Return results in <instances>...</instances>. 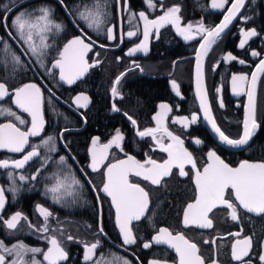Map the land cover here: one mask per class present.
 I'll return each instance as SVG.
<instances>
[{"label": "snow or ice", "instance_id": "obj_1", "mask_svg": "<svg viewBox=\"0 0 264 264\" xmlns=\"http://www.w3.org/2000/svg\"><path fill=\"white\" fill-rule=\"evenodd\" d=\"M144 9L136 12L130 6V0H57L67 25L76 30L70 38L64 35L67 25L54 18V9L41 5L31 8L20 5L19 0H8L0 5V27L6 32L7 39L0 37V151L22 154L18 158L0 159V170H6L8 185H0V227L7 230L8 236H14L24 227L30 229L44 240L47 247L29 246L22 240L6 243L0 239V264H68L69 253L66 244L77 243L82 246L83 264H104L103 241L108 234L103 228V200L106 198L114 210V224L118 230L122 246L139 245L145 250L153 246H166L175 253L172 264H218L216 258L202 255L196 242L190 240L184 232L174 233L168 227L155 228L149 240H145L136 231V224L142 220L151 221L149 215L152 206L153 190H168L167 178L178 175L189 178L193 188L192 202L186 203L182 209L181 223L184 228L211 230L214 228V210L227 209L231 221L239 227V231H229L224 238L231 236L234 242L230 246V258L235 264H264V159L259 161L243 160L232 167L217 154L215 149L205 153L202 164H199L193 151L185 146V138L169 129L168 117L172 106L160 103L158 111L151 117L155 126L140 128L138 121L118 106L117 101L123 99L122 81L128 72L144 68L136 60L129 61V67L117 75L110 86V111L120 113L128 121L135 138L150 139L148 145L151 152L164 154L160 160L153 158L149 152L144 153L143 160L126 151V133L116 128L106 142L99 136L93 137L88 148L89 162L87 167L80 165L72 155L69 147L71 141L66 133L71 129L65 125L55 134L44 136L46 120L44 115V84L29 81L17 83L20 73L32 72L42 80L51 77L54 86L72 87L84 80L90 70L98 67L101 49L107 51L109 44L104 41H116L118 46L125 38L141 37L125 51L126 57L137 54L147 56L150 42L160 38L161 30L171 27L175 35L184 43L196 42L194 46V97L197 109L190 115L173 116L171 123L179 125L189 133L191 126L197 125L201 119L216 137L218 144L224 147L247 151L253 138L264 124L258 119V91L264 78V26L259 30L254 21L257 16L259 0H209V6H201L203 11H217L222 14L218 23H206L205 19L185 22L181 15L182 5H166L164 0H143ZM131 26L125 30L123 22ZM142 24V30L134 21ZM239 35L238 49L251 61L228 51L210 65L215 73L221 63L233 62L252 68L250 73L236 72L230 75L231 94L246 97L243 106L241 131L232 136L217 122L212 102L206 87L205 62L224 35L236 24ZM252 22V23H250ZM95 34V38L94 35ZM63 37L62 45L49 42V37ZM38 38V43H37ZM256 43L257 47H253ZM15 44L16 48L11 45ZM18 49V50H17ZM92 53L95 59H91ZM51 57V58H49ZM122 57H116L117 63ZM174 62V66H175ZM42 70V71H41ZM171 89L177 97L184 99L180 86L175 79L170 80ZM222 87L215 88L219 108L225 107ZM48 100L60 102L61 98L53 87L47 88ZM67 107H75L81 121L87 124V113L91 100L86 93H77ZM26 113L30 120L18 114ZM239 107V105H237ZM179 110V105H176ZM84 110V111H81ZM41 139L31 142L30 138ZM133 139L132 143H136ZM192 144L200 148L204 141L199 137L191 138ZM63 147L65 154L55 155ZM45 149V154L39 151ZM115 150V152L113 151ZM117 153L122 154L117 158ZM37 161L35 169L25 174L23 171L33 161ZM55 164L59 171L45 175V181H52L43 186V195L51 199L53 204L67 207L69 203L79 201L85 186L95 194L99 219L92 235V242L67 234L65 229L53 228L50 219H57L46 206L36 204L39 223L33 222L21 211L6 215L9 195L18 198L22 187L31 184L41 177V173ZM90 170V172H89ZM174 170H176L174 172ZM77 172L85 179L77 176ZM90 173H99V185L89 178ZM140 181L146 182L141 184ZM163 198L158 197V202ZM238 210L259 217V224L252 223L250 234L243 235L242 220ZM23 222V223H22ZM90 227V226H89ZM205 239L204 244L213 245L216 253L217 239ZM127 251V247L125 248ZM135 255V253H133ZM99 257V258H98ZM119 264H132L131 260L117 257ZM138 264H143L137 257ZM148 264H168L167 260L154 258Z\"/></svg>", "mask_w": 264, "mask_h": 264}, {"label": "flooded vegetation", "instance_id": "obj_2", "mask_svg": "<svg viewBox=\"0 0 264 264\" xmlns=\"http://www.w3.org/2000/svg\"><path fill=\"white\" fill-rule=\"evenodd\" d=\"M8 3V0H0V5ZM20 5H25L31 8H36L41 5L48 6L54 9V18L56 21H62L67 25V19L64 16V12L57 0H19ZM166 5L181 4V15L185 22L193 21L203 17L206 23H218L222 19V14L217 11H203L201 6H209V0H164ZM130 6L136 12L143 10L145 5L143 0H130ZM257 16L254 24L258 30L264 26V0H259L257 5ZM134 25H138L142 30V24L138 21L133 22ZM252 23V22H250ZM237 25L234 24L231 29L224 35L219 44L214 46L205 62V75H206V87L210 100L212 102L213 113L217 122L232 136L238 135L241 131V122L243 119V106L246 103V97H236L231 94L230 89V75L236 72L250 73L253 69L247 66H241L235 62L231 64L221 63L220 67L215 73L210 71V65L217 59L221 58L223 54L231 51L233 54L240 56L246 60H249L254 68L255 61H251L249 56H245L241 50L238 49L239 35L237 32ZM125 30H129L131 27L127 23L125 18L123 22ZM76 34V30L70 25H67V30L64 33L67 37H71ZM94 38H95V34ZM0 37L7 39L6 32L3 27H0ZM141 37H133L131 40L124 39L122 44L116 46L117 42L104 41L109 44V49L103 51L101 49H95L94 51H101L100 59L103 60L98 67L90 70L87 77L78 82L77 85L72 87L67 86H54L55 82L51 77H47L42 80L40 76H33L32 72L20 73L17 83L23 82H37L38 84H44L45 87V104L44 115L46 120V128L44 136L57 133L61 128L67 125L71 131L65 135L68 140L71 141L69 147L71 153L79 161V164H74L69 160L70 164H73L74 168H79L80 165L87 167L89 162L88 148L90 141L93 137L99 136L101 142H106L110 135L114 133L116 128H120L126 133L125 147L129 154H133L137 159L143 160L144 153L149 152L153 158L160 160L164 155L159 152H151L148 145L151 143L150 139L139 140L134 137L133 130L130 127L126 118L120 113H112L110 111L111 99H110V86L114 78L129 67L130 60H136L144 68V73L139 70L128 72V75L122 81V94L123 99L117 101L119 107L123 111L128 112L137 121L142 129L145 126H155L151 117L159 110L158 105L162 102L168 103L172 106V113L168 117L166 122L169 129L185 138V146L193 151L199 164H202L205 158V153L210 149H215L217 154L221 156L232 167H236L243 160L259 161L264 159V124L253 138L250 147L247 151L236 150L224 147L218 144L216 137L210 132L209 128L205 125L203 120L197 124L191 126L189 133H185L179 125H173L171 123L173 116L190 115L192 111L198 110L194 97V46L196 42L184 43L179 37H177L169 26L161 30L160 38L158 40L153 39L150 42V50L147 56L143 54H137L135 57H126L125 51L128 50L134 43H137ZM37 38V43H38ZM49 42L54 45H62L64 42L63 37H56L53 39L49 37ZM253 47H257L256 43H252ZM12 48H16L15 44L11 45ZM18 50V49H17ZM91 59H95L92 53L89 54ZM116 57H122V60L117 63ZM51 58V57H49ZM3 57H0L2 60ZM174 62L175 66H174ZM42 71V70H41ZM175 79L180 86V91L184 96V99H180L172 91L170 80ZM53 87L54 91L61 98L60 102L49 101L47 88ZM222 87L223 91L220 94L223 98L225 107L219 108L217 102V94L215 88ZM155 89L156 94L150 93L149 89ZM86 93L89 95L91 103L86 110L87 124L82 123L80 115L73 106L72 109L67 107L65 101L70 102L71 98L77 93ZM176 105H179L177 110ZM239 105V107H237ZM258 105L260 109H264V78H262L261 86L258 91ZM14 110V106H12ZM22 118L30 120L27 114L20 113L16 110ZM84 111V110H81ZM258 119H264V112L258 110ZM0 122H5L0 120ZM192 137H199L204 141V144L200 148H196L192 142ZM40 137L30 138L31 142L40 140ZM133 139H136V143H132ZM42 154H45V149L40 148ZM115 152V150H113ZM65 154L63 147L59 148V152L55 155ZM22 154H12L4 151H0V159L4 158H18ZM122 154L117 153V158H120ZM37 166V161H33L23 171L25 174L31 173ZM49 169H45L41 173V177L37 181L31 184H25L22 187V191L18 198H12L9 195V204L6 208V215L13 213L14 211H21L26 214L33 222L39 223L40 218L36 213V204H42L48 207L57 217V219H50V224L53 228H64L67 234H72L80 239L92 242L95 237L92 235L93 231L97 228L99 213L96 206L95 194L86 193L84 188L83 193L76 203H69L67 207H62L57 204H53L51 199H46L43 195V186L52 181H45V175H51L52 172L59 171L55 164L49 166ZM176 170H174L175 172ZM90 172V170H89ZM82 180L84 177L80 176V173H76ZM96 185L100 184L101 176L99 173L91 174L89 177ZM168 190H153L152 193V206L149 210L151 221L142 220L136 224V231L145 240H149L154 234L155 228L168 227L174 233L184 232L186 236L193 240L200 247L202 255L206 258V262L209 258H216L218 264H235L230 258V246L234 242L233 237L227 236L229 231H239L240 227L233 221H231L228 215L227 209L214 210L213 220L214 228L211 230H201L196 228H184L182 220V209L186 206V203L192 202L194 195L193 188L189 178H181L178 175L167 178ZM143 185L146 182L140 181ZM0 185L7 186L8 181L6 179V170H0ZM158 197L163 198L162 202H158ZM103 228L108 234V239L103 241V248L100 250L104 253L102 259L104 264H119L117 257H123L131 260L132 264H138L139 261L143 264L154 258L164 259L168 261V264H172L175 261V253L173 254L166 246H153V248L145 250L139 245L122 246L118 230L114 224V210L110 207L109 201L105 198L103 200ZM242 225L243 235L250 234L252 223L259 224L261 218L252 216L251 221L249 219L250 214H246L243 210H238ZM23 223V222H22ZM90 226V227H89ZM215 237L217 239L216 253L214 254L212 249L213 245L204 244L205 239L211 240ZM0 239H4L6 243L12 241L22 240L29 246H39L42 248L47 247L46 243L37 234H33L30 229L25 225L23 231H18L14 236H8L7 230L0 227ZM127 247V251L125 248ZM67 251L69 253L68 264H83L82 262V246L77 243L66 244ZM135 253V255H133ZM99 258V257H98Z\"/></svg>", "mask_w": 264, "mask_h": 264}, {"label": "bare ground", "instance_id": "obj_3", "mask_svg": "<svg viewBox=\"0 0 264 264\" xmlns=\"http://www.w3.org/2000/svg\"><path fill=\"white\" fill-rule=\"evenodd\" d=\"M91 174H95V173H91ZM85 190H86V193H89V194H91L92 192L87 185L85 186ZM170 251L174 254L173 250L170 249Z\"/></svg>", "mask_w": 264, "mask_h": 264}, {"label": "trees", "instance_id": "obj_4", "mask_svg": "<svg viewBox=\"0 0 264 264\" xmlns=\"http://www.w3.org/2000/svg\"><path fill=\"white\" fill-rule=\"evenodd\" d=\"M148 91H149L150 93H152V94H156V93H157L156 90H155V89H152V88L149 89Z\"/></svg>", "mask_w": 264, "mask_h": 264}, {"label": "water", "instance_id": "obj_5", "mask_svg": "<svg viewBox=\"0 0 264 264\" xmlns=\"http://www.w3.org/2000/svg\"><path fill=\"white\" fill-rule=\"evenodd\" d=\"M193 83H194V77H193ZM26 114V113H25ZM170 250V249H169Z\"/></svg>", "mask_w": 264, "mask_h": 264}]
</instances>
